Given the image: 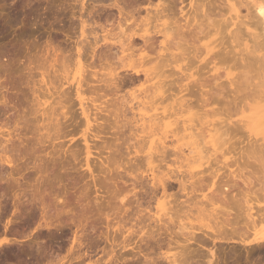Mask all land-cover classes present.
Wrapping results in <instances>:
<instances>
[{"label":"bare ground","instance_id":"bare-ground-1","mask_svg":"<svg viewBox=\"0 0 264 264\" xmlns=\"http://www.w3.org/2000/svg\"><path fill=\"white\" fill-rule=\"evenodd\" d=\"M45 1H47V3L48 2L52 3V1L54 0H45ZM81 1L84 2V0H81ZM92 1L95 2V4L97 5L101 4L99 6L100 8L96 6L97 10H99L98 14L97 15L95 14L98 18V19L96 18L98 20L97 21L98 23H95L96 25L94 24L96 26V29L93 27L95 30L94 31L92 30V32L90 31L92 34V38H91L92 41L90 42L87 41V39L89 38L85 34V30H86L85 28L88 27L89 25L86 26L85 22L88 19L85 22H84V19L81 20L82 18L81 16L83 15L82 14L79 20H80V26H81L80 35L83 41H79L78 42L79 45H77V47L75 45L76 49L74 53L75 54L74 63L77 64L79 67V70L82 71L81 74L79 75L78 80L76 81L74 95H75V99L78 101L80 115L82 117V120L84 121L83 126H85L84 128L86 131H89L90 129H94L95 127L96 128L98 127L100 129L105 128L104 124H106L107 122H111L109 121V119L112 120L111 118H113L112 122L118 125L116 127L117 130H115L116 131L115 134H117L119 130L125 129L127 125V130L130 133L129 136L133 139L135 138L133 143L131 142L132 139L129 142L133 144L131 147L133 150L132 151L133 161H132V158L131 160H129L131 164L129 163L130 167L128 168L130 171L129 176L132 177L130 179H134L133 181L134 183L135 181L149 179V182H148L149 188L143 184L144 186L147 187V189L143 190L144 188H141L142 186H140V191L137 189L138 192H136L135 187L132 184L133 188L132 190L130 189L131 197L128 195L127 197L129 198H126V196L123 195L124 197L120 200L122 203L121 206L123 207L125 204L131 205L133 200H135L133 202L136 204L137 199L135 198H137V196L139 195V192L140 194L143 192L144 194H146L148 198L146 204H144L145 207L141 208L140 206L141 204L137 205V206H140L141 210L140 209L138 210L139 207L136 208L137 216L134 222L130 220V216H128L129 212L127 213V216H125L124 214L125 217L127 218L129 217L128 218L129 220L125 219V221L122 222V220H124L123 218L120 219L121 221L116 219L117 225H115V232L120 233V235L122 236V240L118 243L117 241H115L116 236L114 237L112 235L114 238H112V240L110 241L111 242L110 248L108 250L106 249V251L104 249V251L102 252L104 256L107 258L106 259L107 262L106 261L104 262L102 261V262L103 263L106 262L105 264H131L128 262L135 261L136 263L140 261L139 258L142 257L144 262L140 261V263H143V264H181L185 262L186 260V258H184V255L186 253L183 255L184 253L183 250L189 247L188 248L189 257L186 255L187 258H189V264H264V53L263 52L261 53V50L259 49L261 45L264 46L263 44L264 43V0H244L246 2L245 7H246L247 13L244 14L243 16H239L241 15V13L239 14L240 12L238 11L239 8L237 9L236 4H235V2H237V5L239 4L237 7H239L240 5H242L243 1L234 0L233 2L232 0H224L226 3V7H227L226 9H228L227 11L235 15L234 19H232L233 17L232 18L230 17L229 19L226 18L229 20L227 21V23H230L231 25L235 26V30L232 32L230 31L231 33H228V34H230L229 36L231 38V42L235 46H237L238 48L243 47L242 48L243 50L239 49L241 54H239V56L237 54L236 55H237V58L240 57V62H241L240 64L242 65L244 69V70H241L242 71L241 73L239 72L238 74L239 76L237 77L238 80L235 79V82L233 79L229 80L230 81L229 85L230 84L236 85L234 89L237 93L236 92L235 93L238 94L237 96L240 98L238 99L236 94H234V96H236L235 99L233 97L232 99L234 100H230L229 102L227 101L226 103L222 101L223 97L221 98L220 93H217L218 91L215 92L216 90L215 89L211 90L212 88L206 90L203 84L199 83L200 82L199 78H194L193 74L189 75V73L186 71L189 69L187 66L189 65L188 62L184 63V65H178L180 61L185 60V53L183 51V45H185L186 43L184 40V33H187L189 35V26H191V24L189 23L190 16L188 15V12H189V9H192V10L195 9L196 0H188L187 5L189 6V9L187 12H184V9L186 6L184 4L186 0H92ZM80 5H81L80 10H83L84 4H80ZM96 7L93 4L91 9H94ZM198 7L199 5L196 6V8ZM105 9L108 12L106 13L105 11L104 12L105 15L102 18V16L100 15V11L102 13V11H104ZM69 10L72 11V9H69ZM56 11L54 13H56ZM54 13L53 14L49 13L50 16L52 15L53 19H54V16L55 17L57 16ZM49 14H48V18L50 17ZM88 14L90 15L91 11ZM250 14L253 16H251ZM58 16H59V13H58ZM249 16L253 18H249ZM239 17L245 20L247 19L249 24H247V22L245 23V21L243 22L242 20H240ZM233 22H236V23H233ZM224 24L225 23H223V25ZM195 25H197L196 22H195ZM192 27H194V25H192ZM217 27L215 28L214 26L215 36H218L221 33L220 32L221 27L219 28V25ZM239 27H243L246 30L247 37H249L250 41H252L253 43L251 46H248V42L247 40H245L246 38L244 39L242 36L244 32L242 34ZM252 27H253V30H252ZM197 28H198V32L195 35L197 37H195L194 42H198L202 37L205 38V33L202 27L197 25ZM257 28L259 32H260V29L262 30V32L260 33H263L262 34L263 37L261 36V34H259V32H257L258 30L256 31ZM53 37L55 39V36H52V38ZM49 40H48L49 43L46 44L48 47L47 49H44L45 52L43 51V54L41 53L39 57L34 56V55L32 57L30 55V58H28L29 57L28 56L27 59H25L27 62L25 69L27 68V70H29L30 73H31V70L33 71V70H41V69L46 70V71L48 70L52 71L51 74L49 72L46 73V71L45 73H42V72H41L42 74L40 73L41 82L43 84H44L43 76L47 74L45 77L46 78L48 77V80L47 79L46 80L48 81L47 84L49 86L47 87V91L44 93H47L45 94V96L47 95L49 97L48 99H51V101L46 100V98L44 99L43 94H41L43 96L42 97L43 99L39 98L40 94L38 95L36 93L37 95L34 94L35 95V106L33 105L34 111L31 109L33 106L30 108L31 110H29V111H32L31 114H33L35 117L33 118V120L31 119L32 121L30 120L32 123L35 122V124L31 123V125L32 126L34 125L33 128L35 129V131L36 130L38 131L37 134L41 132L38 138H36L37 139L36 142H39L40 144L44 143L45 142L44 140H48V143H49V141L53 142V141H57L60 138H62L61 136H63L62 133L64 132L62 131V129L64 128V126L60 125L59 122L61 121L62 117H64L65 119L66 118L65 116L67 114L63 112L64 103L62 104V102L65 101L64 99L71 98L68 96L70 95L68 94L69 92L65 93L66 90H63L62 81L66 80L65 70L71 64V61H72L71 56H73L74 54L72 55L71 53V54L66 55L67 51L65 53L64 50L68 49L67 48L68 46L66 47L65 45H62L60 41L59 42L61 44H59L58 42L57 44H54L53 42L54 40L52 41L51 37L49 38ZM215 42L208 41L204 44L201 43L200 45H198L205 49L206 54H209V53L211 54L208 59L203 60L204 62L203 64L205 66H208L210 64H221L224 61H227L226 57L222 56L223 55L222 53H225L226 55L225 50H222L219 48V50L215 51L216 46H217ZM222 42L223 41H221V43L219 44L223 45ZM214 43L216 45H214ZM65 44L67 45L68 43L65 41ZM212 44L213 46L211 47ZM34 48H35V44H34ZM38 50L39 49H37V51ZM47 55H50L52 57V59H49L50 61H47V58L49 57ZM233 58L234 57L229 59V62L232 64L236 62V60H234L235 58L234 59ZM12 62L14 63V61ZM8 66H11V65H8ZM6 67L4 70H6ZM89 70H92L91 73L89 72L90 76H88L89 73H87V71ZM162 70H174V72L171 73V77H172L171 80H169L167 76H164ZM85 74H87L86 76L89 78H92L93 80H90V79L87 80L84 76ZM218 77L219 76L217 75V78ZM193 78H194V81L189 82V80ZM226 78H229V75L226 74ZM1 81H3V79L0 78V83ZM55 82L58 83L56 84L58 85L57 87L53 85L55 84ZM128 86L134 87V89H132L133 91L131 90L132 92L129 95L130 100L127 101L123 97L118 99L117 97L118 93L124 87L126 88ZM195 87H196V90L194 89ZM50 88H51V92H50ZM197 88H199V90ZM204 90H206V92H203ZM85 91H88L89 93H91V95L92 94L95 95L93 99H91L92 97H90V102L93 104L95 111L99 113L100 116H98V118L103 119L102 123L100 124L98 122L97 113H94L93 114L94 116H93L89 109L91 106L84 103V98L82 97V95H84L83 93H86ZM65 94H67L68 97ZM120 96L121 95H119V97ZM186 96H189V97L196 96L194 97L196 98V103L194 107L195 108L197 107V110L199 112L202 110L203 112V113L201 112L202 114L201 113L199 114V112L198 114L191 113L194 108L192 107V105L189 106L190 104L189 105L187 104L186 100L184 99L186 98ZM106 98H109V99H106ZM99 100H102V101L98 103V105H94L95 103L99 102ZM168 101L170 102L168 103ZM221 101L223 102L222 104L224 105L223 110L227 112L229 118L232 114H236L238 116V119L235 120V123H232L231 120L226 119V120H218L216 122L212 121L209 123L208 122L200 123L199 126L196 127L194 124H191L189 122V126H186V127H189V131H188V134H185V132H187L188 129L186 127H183L184 120H181L182 130L179 129L181 127L179 118H181L183 115L182 108L188 107L189 111L186 109L184 110L188 111L189 117H192V116L202 117V116L208 115L209 113V111L208 112L205 111L207 110L206 108H212L216 105L219 106V104H221ZM232 101H234V103H232ZM28 102H32V101L30 100ZM173 102L175 104H173ZM231 104L234 105L235 109L233 105ZM185 105H188V106H185ZM88 106L90 107L88 108ZM230 106L233 111L230 109ZM238 108L239 110L237 112H234ZM149 112H153V113L149 115ZM183 113H185V111H183ZM210 113L216 114L215 110H211ZM127 115L128 116L130 115V118ZM91 116L93 117L91 118ZM30 117L28 119H30ZM91 119H93V124H92ZM28 121H25V122H28ZM30 121H29V124H27V126L30 125ZM226 124L228 127L226 126ZM231 125H233L232 128L234 129L230 128ZM14 126H16V123L14 124ZM202 126L205 127L204 128L205 130L202 129L203 128ZM2 127L0 128V130H2L0 131V137H5V140L4 139L0 140V164H1L0 166L5 165L7 167H13L15 164V161H14L15 159H13V157L11 158L10 155H8L9 151L7 150L6 143H9L11 140L10 138H12L15 135H13V129L10 130L9 128L10 126L6 128L4 127V129ZM108 127L110 128V130L114 129V126H111L112 128L110 126ZM23 129H25V127ZM3 130H4V133H3ZM230 130L231 131L233 130L234 132L235 131L236 132L234 133L233 131L231 132ZM10 132H12V134H10ZM21 132H26V131L23 130ZM237 132L240 135L241 133L242 135L244 134L247 135L245 137L248 140L247 141L248 144H245V145H247L248 148L245 146L246 149L242 150L245 148L243 146L244 148L241 147L242 148L241 151L239 149L236 152L235 149H233L234 147H232L233 143H231V138H230L231 135L229 134L233 133L235 135H238L236 134ZM98 133L99 131L96 133V135H92V138H96L99 135ZM11 135L13 136L11 137ZM30 135H31V132H30ZM126 135H128V133ZM227 135H229L230 137L227 138ZM122 136L123 135H121V137ZM126 137L127 136H125V138ZM242 137L244 138V136ZM33 138H32V141L35 139ZM127 138H126V141H127ZM112 140L113 138L111 139V141ZM123 142L125 141L123 140ZM241 143L242 141L240 142V144ZM61 144L63 145L64 143L61 142L59 145L61 146ZM84 144H85V149H86V152H85L86 156H85L84 164H85L87 171L92 174V171L89 167V156L91 155L90 146L85 139H84ZM111 144H114V143H111ZM34 145L32 146L34 147ZM206 145L209 146V150H207L208 148L206 147ZM56 147H58L57 144H56ZM95 148H98V146L94 147V149ZM102 148H104V146ZM13 149L12 151H14ZM66 149L68 150V148ZM105 149H108V148H105ZM128 149L130 150V148ZM54 150H56V148ZM50 151L52 152V149ZM73 151L70 152L71 156H72ZM117 152H115V154ZM233 152H235L236 155L231 156L230 158H233V160L239 159L240 165H235V170L230 171L229 174L224 175L223 173H221L218 175L219 169L212 168L211 162H215V164H217L216 161L218 160V156L224 157L225 154H231ZM53 155H56V154H53ZM31 157H33V155ZM42 159H44V157ZM109 160H111L110 163H109ZM117 160H115V158H112V155L105 159L109 167L110 165L111 167L113 166V169L111 168V172L113 171L116 172L117 170L119 171L120 166L118 164L120 163L117 162ZM203 160H205L207 164L205 167H203L201 164ZM226 161L227 159H225L221 163V165L225 168L230 169ZM44 164H46L45 161H44ZM195 164H198V166L194 167ZM39 167H41V165ZM142 167H143V170H142ZM161 167L162 168L164 167V168L161 169ZM125 170L123 172H125ZM119 175L118 177L122 178V176H119ZM41 177H43V173ZM110 177H112V175ZM113 177L111 179H113ZM125 178L123 180H125ZM12 180L10 183H12ZM6 182H7V179H6ZM107 183H110L111 184L110 186L113 187L110 181ZM30 186L31 185H29L28 187ZM118 186L117 188H114V190L116 189L115 191L112 190L111 188L106 189L103 186V184L102 186H99V187L100 188L104 187L108 193H109L108 191L109 189L112 190V192L110 191L112 193L110 195H112L115 198L118 195L117 194L118 193L117 189H119ZM175 186H177V189L175 190V192H172L174 191ZM26 187H24L25 190H26ZM125 187L127 188V186ZM11 188H14V187L12 186ZM51 188L52 187H50V190ZM47 190L48 189H46V191ZM38 191L39 190L37 189L36 194ZM120 191L122 190L120 189ZM127 192L125 193V195H127ZM160 192H161V195L159 194ZM22 193L23 191L21 190V194ZM113 193L115 195H113ZM129 193L130 191L128 192V194ZM41 194H40V197H41ZM158 194L160 196L157 198ZM54 195H58V194H54ZM33 196H35V194H33ZM118 196L120 197V195ZM18 197L20 198V194ZM22 197L23 196H21V198ZM109 198H107V200H109ZM116 199L118 200L120 198L117 197ZM40 200L41 199H39V204H40ZM153 200H155L156 202V203L154 202L155 203L154 209L156 212L154 213V215H151L150 214L151 213L150 203ZM56 201H57V198H56ZM43 203L44 202L41 201L40 209L42 208L43 215H44L46 211L44 212L45 203L44 204ZM62 203L64 204V202ZM107 203L109 204V202L106 201L105 203L106 206H107ZM94 204H98V202ZM116 204H119L120 206V203H116ZM30 206H33V205H30ZM88 206L89 205H87V207ZM112 206L114 208L118 205L114 204ZM90 207L91 206H89V208ZM122 207H119V209L120 208L122 209ZM83 208H86V206H83ZM102 209L104 208H101V210ZM95 210L97 211L98 209L95 208ZM88 211L89 210H87V212ZM91 211H89V213ZM80 212L83 214L84 211L82 212L80 210ZM126 212H127V209H126ZM96 213H98V211ZM120 214H123V212L122 213L120 212ZM43 215L41 216L43 217ZM90 215H93V214H90ZM48 217L49 216H47V218ZM88 217L87 218L85 217L86 224L84 223L85 221L82 222L81 219H80L81 221L78 222L79 227L81 228L80 230L81 232H82V229L87 228L88 226L87 222H89L90 220L87 221V219L91 218V217L89 218ZM112 219L109 221V223L112 221ZM180 219L186 220L187 222L190 221L193 223L189 224L188 222V224L187 223L178 224L177 221ZM91 221H92V218H91ZM90 222L89 224L93 225V223H90ZM100 222H97V225H99L98 223ZM195 223H197V225H195ZM112 224H115V223H112ZM65 225L67 224L65 223ZM85 225L87 226L84 227ZM88 228L90 229L91 227L88 226ZM113 228H114V225H113ZM93 229L94 228H92V230ZM77 231L79 230L77 229ZM80 231L79 233H81ZM85 231L87 232L88 230H85ZM85 231L83 230L82 234ZM84 237H85V234H84ZM82 239L83 238H81V240ZM75 240L77 241V239H74V242ZM74 244L76 245V243ZM77 244H80V242H78ZM223 244L225 246H228L226 244H232L234 246L232 247L230 246V248L229 249L227 248L228 250H226V248L222 247ZM237 246H241V247L237 248ZM78 247H80V245H78ZM174 249H179V250L181 249V251H177L176 253H170ZM19 252L20 251H18V254ZM75 252H77V250H75ZM72 253L74 254V252ZM75 254H78V252ZM22 255L19 254L17 256V253H16L17 259L19 258L22 260ZM26 255L28 256V254ZM82 255L83 254H81V256ZM6 257L8 256L6 255ZM16 257L14 256L12 258L15 259ZM136 257H139V258L135 260ZM27 258L31 259V257H27ZM78 258L80 259V257H78L77 255L76 259ZM44 259L46 258L44 257ZM183 259L185 260L183 261ZM50 260L51 259L48 260L49 264H50ZM23 261L24 260H22V263ZM25 261L24 263H28L27 261L26 262ZM99 261L97 260L96 263L98 264L101 262ZM37 262L39 264V261ZM34 263H36V261ZM34 263L31 262V264H34ZM44 263L41 262V264H44Z\"/></svg>","mask_w":264,"mask_h":264},{"label":"rangeland","instance_id":"rangeland-1","mask_svg":"<svg viewBox=\"0 0 264 264\" xmlns=\"http://www.w3.org/2000/svg\"><path fill=\"white\" fill-rule=\"evenodd\" d=\"M80 1L81 0H74V1L73 0L72 1H70V0L69 1H67V0H54V1H52V3L51 2L47 3V1H45V0H0V51H1L0 52V57H1L0 58V78L3 79V81H1V83H0V128L3 126L2 128L4 129V127L6 128V127L10 126L9 127L10 130L13 129V135H15V136L11 135V137L12 136L13 137L10 138L11 139L10 142L6 143L7 150L9 151L8 155H10L11 158L13 157V159H15L14 160L15 164L13 167H7L5 165L0 166V174H1L0 175V263L1 264H17V263L23 264L24 261L25 260L27 261L28 259H29L27 261L28 263H24V264H31V262L34 263L35 261H36V263H34V264H38L37 261H39V264H41V262L42 263L45 262L44 264H47V263L49 264V261H48L49 259H51L50 264H97L96 263L97 260L101 261V262L99 261L100 263H98V264H102L107 259L102 252L104 251V249L106 251V249L108 250L110 248V243H111L110 241L112 240V238H114L116 236L115 238L116 239L118 238V239L117 240L115 239V241H117L118 243L122 240V236L120 235V233L115 232V225H117L116 224L117 220L121 221L120 219H122V218L124 219V220H122V222L125 221V219L129 220L128 219L129 217L128 218L125 217V216H127V213L129 212L128 216H130V220H132V222H134L136 220V216H137V214H136L137 209L136 208L139 207L138 208V210H139L140 206H141V208L145 207L144 204H146V202L148 200L146 194H144L143 192L140 194V192H139V195L137 196V198H135V199H137L136 204L133 202L135 200H133L131 205L125 204L123 207L121 206L122 203L120 200L124 196H126V198H129V197H127L129 195L131 197L130 194H131V190L133 188V185L135 187L136 192H138V190L140 191V186H142L141 188H144L143 190L147 189V187L149 186V183H148L149 179L148 180L143 179L141 181H135V183L133 182L134 179H130L132 177L129 176L130 171L128 168L130 167L129 166V163H130L129 160H131V158H132V161H133V156H132L133 150L131 147L133 145L132 143L134 142L135 138L133 139L129 136L130 133L127 130V125H126L125 129L119 130L117 132V134H115L116 133L115 130H117L116 127L118 125H116L114 122H112L113 118H111L112 120L109 119V121H111V122H107L106 124H104L105 128L100 129L98 127L97 128L93 127L94 129H90L89 131H86L84 128L85 126H83L84 121L82 120V117L80 115L78 101L75 99V95H74L75 94L76 81L78 80L79 75L82 72L81 70H79L78 65L74 63L75 62V59H74L75 54L74 53H75V49H76L75 45L77 47V45H79L78 42L83 41V39H81L82 37L80 35L81 26H80V20H79L80 16L82 14L83 15L81 16L82 17L81 20L84 19V22H85L88 19L85 22L86 26L89 25L88 27L85 28L86 29L85 34L89 38V39H87V41H89V42L92 41L91 32H92V30L94 31L96 29L95 23H98L97 22L98 18L96 15L98 14L99 10H97L96 6L99 7L101 4L97 5L92 0H84V2L83 1L80 2ZM232 1L234 2V0H232ZM235 1H238V0H235ZM241 1H243V2H242V5H240L239 7H237L239 4L237 5V2H235L236 8L237 9L239 8V10H238V11H240L239 14L241 13V15L238 14L239 16H243L244 14L247 13L246 7H245L246 2L244 0H241ZM92 2L94 4V6L96 7L94 9H91L93 6ZM80 4H84V6H83L84 12H83V10H80L81 9ZM187 4H188V0H186L185 4H184V5H186L184 12H187L189 9V6ZM198 5H199V7L196 8V6H198ZM196 6H195L194 10L189 9V12H188V15L190 16L189 23L191 24V26H189V35L187 33L183 32L184 33V40L186 42L185 45H183V51L185 53V60L180 61L178 63V65H184V63L188 62L189 65H187V66L189 69L186 71L189 73V75L193 74L194 78H199V81H200L199 83L203 84V86L205 87L206 90L212 88L211 90L215 89L216 90L215 92L218 91L217 93H220L221 98L223 97L222 98L223 100L222 99L221 100L226 103L227 101L229 102L230 100H234L235 97L238 95V94H236L237 92L234 89L236 87V85L230 84L231 85L230 86L229 80L233 79L235 82V79H237V77L239 76L238 75L239 72L241 73L242 72L241 70H244L242 65L240 64L241 63L240 57L237 58V55L239 56V54H241L239 49L243 50L242 49L243 47L238 48L237 46H235L231 42V38L229 36L230 34H228V33H231L232 31L235 30V26L231 25L230 23H227V21H229L228 19L230 17L231 18L233 17L232 19H234L235 15L233 13H229L227 11L228 9H226L227 7H226V3L224 0H196ZM68 8L72 9V11L69 10ZM56 10H58V11H56ZM55 11H56V13H54ZM90 11H91L92 15L88 14ZM105 11H106V13L108 12L106 9L104 11H102V13L100 11V15L102 16V18L105 15V13H104ZM48 12L52 13V14L54 13L57 16L56 17L54 16V19H53L52 15L50 16V14ZM71 12H73V13H71ZM58 13H59V16H58ZM48 14L50 16L49 18H48ZM93 14H94V16H93ZM69 16H71V17H69ZM92 16H93V18H92ZM251 16H253V15H251ZM251 16H249V18H253ZM72 17H73V19H72ZM226 18H228V19H226ZM240 20H242L243 22L245 21V23L247 22V24H249L247 19L245 20L243 18H240ZM195 22L197 23V25L202 27V29L204 30V33H205V38L202 37L198 42H194L195 37H197L195 35L198 32V28H197V25H195ZM102 23H104V22H102ZM223 23H225V24L223 25ZM233 23H236V22H233ZM220 24H222V25H220ZM192 25H194L195 28L192 27ZM218 25H219V28L221 27V29H220L221 33L218 36H215L214 35V30H215L214 26L216 28ZM239 28H240V31L242 32V34L244 32V34L242 36L244 39L246 38L245 40H247L248 46H251L253 43H252V41H250L249 37H247L246 30L243 27H239ZM252 30H253V27H252ZM257 30H258V28L256 29V31ZM257 32H259V30ZM260 32H262L261 29H260ZM260 32H259V34H261V36L263 37V35H262L263 33H260ZM49 36L51 37L52 41L54 40L53 41L54 44H57V42H58L59 44L62 43V45H65L66 47L68 46L67 47L68 49L64 50L65 53L67 51L66 55L71 54V53H72V55L74 54L73 56H71L72 57L71 58L72 59L71 64L65 70L66 80L62 81L63 90H66L65 93L69 92L68 94H70V95H68V96L71 98L64 99L65 101L63 100L64 102H62V104L64 103L63 112L67 113L66 116L64 115L67 119L66 118L64 119V117H62L61 121L59 122L60 125L64 126V128L62 129V131H64V132L63 133L61 132L63 135V136H61L62 138H60L57 141H53V142L49 141V143H48V140H44L45 142L40 144L39 142H36L37 141L36 138H38V136L41 132H39V134H37L38 131L37 130L35 131V129L33 128L34 125L33 126L31 125V123H32L31 121L35 117L33 114H31L32 111H29V110L32 109L34 111V109H33L35 106V95L34 94H36V93L38 95L40 94L41 97L39 96V98H42L44 96L43 97L44 99L46 98V100L51 101V99H48L49 97L47 95L45 96V94H47V93H44L47 91V87L49 86L47 84L48 83V81H47L48 77L47 78L45 77L47 74H45V76H43V81L45 84L44 85L41 82L40 73L41 72L45 73L46 70H42V69L41 70H33V71L31 70V73H30V71L27 70V68L25 69V66L27 63L25 59H27L28 56H29L28 58H30V55L32 57H33V55L39 57L41 55V53L43 54L44 49H47V47H48L46 44H48L50 41ZM52 36H55V39H54V37L52 38ZM58 39H60V40H58ZM46 41H48V42H46ZM55 41H56V43H55ZM65 41L68 43L67 45L65 44ZM208 41L215 42L217 44L215 51L219 50V48L226 51V55H225V53H222L223 54L222 56H225L227 61H224L221 64H210L208 66H205L203 64L204 63L203 60L208 59L211 54L210 53L206 54L205 49L201 46H198V45H200L201 43L204 44ZM221 41H223L222 42L223 45L219 44V43H221ZM63 42H64V44H63ZM215 43H214V45H216ZM262 43H263V41H262ZM34 44H35V48H34ZM212 46H213V44L211 45V47ZM71 47H73L74 49ZM17 48H18V50H17ZM196 48L198 49V51ZM37 49H39L40 51L39 50L37 51ZM259 49L261 50V53L262 52L264 53V46L263 45H261ZM68 51H69V53H68ZM244 54H245V52H244ZM50 55H47V56H49L48 58L46 57L47 61H50L49 59H52V57ZM232 57H234L235 59L234 58L233 59L236 60V62H234L233 64L229 62V59ZM73 59H74V61H73ZM12 61H14V63ZM7 64L11 65V66H8ZM5 67H6V70H4ZM7 68H9V69H7ZM28 72L30 73L31 77H30ZM47 72H49L51 74L52 71L48 70V71H46V73ZM59 72H60V70H59ZM89 72L91 73L92 70L87 71V73H89ZM162 72H163L164 76H167L168 79L171 80V78H172L171 73H173L174 70H162ZM90 73L88 76H90ZM226 74L229 75V78H226ZM86 75L87 74H85L84 76L87 80L88 79L93 80L92 78H89ZM217 75L219 76L218 78H217ZM194 78L190 79L189 82L194 81ZM56 84H58V83L55 82V84H53V85L55 87H57L58 85H56ZM5 86H6V88H5ZM67 86H69L70 88ZM39 87H40V89H39ZM42 87H43V89H42ZM132 89H134V87H132V86L131 87L128 86L126 88L124 87L118 93V96H117L118 99L123 97L125 100L129 101L130 100L129 95L133 91ZM194 89L196 90V87ZM197 89L199 90V88H197ZM206 90H204L203 92H206ZM30 91H31V93H30ZM50 92H51V88H50ZM82 92H84V91H82ZM82 92H81V94H82ZM85 92L86 93H83L84 95H82V97L84 98V103L91 106V107L88 106V108L90 107L89 109L91 111V114L93 115L94 113H97V112L95 111L93 104L90 102V97H92L91 99H93V97H95V95H93V94L91 95V93H89L88 91H85ZM41 94H43V96ZM234 94H236V96H234ZM65 95L67 96V94H65ZM119 95H121V96L119 97ZM33 96H34V98H33ZM194 97H196V96H191V97L186 96V98H184V99L186 100L188 105L190 104L189 106L192 105V107L194 108L193 109L191 107L193 109V110L191 109L192 110L191 113L192 114L193 113L198 114L199 111L197 110V107L196 108L194 107L195 103H196V98H194ZM233 97H234V99H232ZM109 98H106V99H109ZM239 98L240 97H238V99ZM85 99H87V100H85ZM30 100L32 102H28ZM66 100H67V102H66ZM68 100H69V102H68ZM101 101L102 100H99V102L95 103L94 105H98V103H100ZM222 101H221V104L223 103ZM26 102H27V104H26ZM169 102L170 101H168V103ZM232 103H234V101H232ZM173 104H175V103L173 102ZM221 104H219V106L216 105L212 108H206L207 110H205V111L206 112L209 111V113H208V115H205L202 117H194V116L189 117L188 107L182 108L183 109L182 110L183 115L181 118H179L180 124H181L180 125L181 127L179 126L180 127L179 129L182 128V121L181 120L185 121V122L183 121V123H184L183 127L189 126V122L191 124H194L196 127H198L200 123H207V122L209 123L212 121L216 122L218 120H226V119L231 120L232 123H235V120L238 119V116L236 114H232L229 118L227 112H225L223 110L224 105L223 104L221 105ZM87 105H85V106H87ZM188 105H185V106H188ZM231 105H233V104H231ZM221 106H222V108H221ZM233 107H234V105H233ZM91 109H93V110H91ZM184 109H186L188 111H186ZM230 109H231V106H230ZM234 109H235V107H234ZM211 110H215L216 114H211L210 113ZM238 110H239V108L234 112H237ZM183 111H185V113H183ZM201 112H202V110L199 112V114ZM152 113L153 112H149V115ZM29 115L30 116L32 115V116L30 117ZM93 116H91V118ZM98 116H100L99 113H97V118H98ZM29 117H30V119H28ZM128 117L130 118V115ZM25 118L28 119L29 121L32 119L30 121V125H28L29 127L27 126V124H29V121L26 120ZM18 119H20V120H18ZM23 121L24 122L28 121V122L24 123ZM91 121L93 124V119H91ZM102 121H103L102 118L101 119L98 118L99 124L102 123ZM79 122H81V123H79ZM15 123H16V126H14ZM226 123H228V122H226ZM32 124H35V122H33ZM107 124H109V125H107ZM77 125H79V126H77ZM80 125H81V127H80ZM30 126H31V128H30ZM108 126H110V127L114 126V129L110 130V128ZM226 126H227V124H226ZM232 126L233 125H231L230 128H232ZM24 127H25V129H23ZM26 127H27V129H26ZM106 127H107V129H106ZM202 127H203L202 129L205 130L204 129L205 127L204 126H202ZM227 127H225V128H227ZM186 128L188 130H187V132H185V134H188L189 127H186ZM22 129L26 132H21V131H23ZM232 129H234V128H232ZM0 131H2V130H0ZM5 131H7V130H5ZM98 131H99V133H98L99 135L96 138H92V135H96V133ZM112 131L114 134L112 133ZM30 132H31V135H30ZM3 133H4V130H3ZM32 133H33V135H32ZM89 133H91V134H89ZM127 133H128V135H126ZM228 133H229V131H228ZM10 134H12V132H10ZM232 134L233 133L229 134V135H231V137L229 135H227V138H229V137L231 138V143H233L232 147H234L233 149H235L236 152L239 149L241 151V149H242L241 147H243V146L244 147L246 146L248 148V146L245 145V144H248L247 143L248 140L245 137L247 135H245L244 133H243L244 135H242V133L240 135V134H238V132L236 133L238 135L233 134V136H232ZM19 135H21V136H19ZM121 135H123V136L121 137ZM125 136H127V137L129 136L128 138L126 137L127 141L129 140L128 142L126 141ZM242 136H244V138ZM32 138L35 141L34 140L32 141ZM112 138H113V140L111 141ZM2 139L5 140V137H0V140H2ZM84 139L88 142V144L90 146L91 155L89 156V167L92 171V174L87 171L85 164H84L85 156H86ZM91 139L94 141H92ZM109 139H110V141H109ZM12 140H14V141H12ZM123 140L125 142H123ZM130 140L132 143H129ZM106 141H107V143L108 142L109 143L107 144ZM241 141H242V143H241L242 145L240 144ZM59 142L60 143L62 142L64 144L63 145L61 144V146H60ZM110 142L114 143V144H111ZM100 143H102V144H100ZM10 144H11V146H10ZM34 144H36V145H34ZM56 144L58 147H56ZM106 144L109 147H107ZM29 145H31V146H29ZM32 145H34V147ZM37 145H39V146H37ZM101 145H102V147L104 146V148H102ZM128 145H129V147H128ZM93 146L94 147L98 146V148L94 149ZM50 147L52 149V152L50 151L51 150ZM54 147L56 148V150H54L55 149ZM59 147H60V149H59ZM206 147L208 148L207 150H209V146L206 145ZM246 147L242 150H245ZM35 148H37V149H35ZM43 148L44 149L47 148V149L44 150ZM66 148H68V150ZM105 148H108V149H105ZM128 148H130V150ZM12 149L14 151H12ZM30 149L31 150L34 149L35 151L33 150L34 151L33 152ZM102 149H104L105 151ZM127 149H128V151H127ZM229 149H230V147H229ZM53 150H54V152H53ZM10 151H12V152H10ZM58 151H59V153H58ZM72 151H73V153L71 156L70 152H72ZM16 152H18V153H16ZM108 152L111 154H109ZM115 152H117V153L115 154ZM53 154H56V155H53ZM32 155H33V157H31ZM111 155H112V158H115V160L118 159L117 162L120 163L118 165L120 166L119 171L121 173L118 170H117L118 172L116 171L117 174L113 170H112L113 172H111V168L113 169V166L111 167V165H110V167H109L108 163L105 161V159L107 157H110ZM235 155H236L235 152H233L231 154H225L224 157L218 156V160L216 161L217 164H215V162H211V167L219 169L218 175L221 173H223L224 175L229 174L230 171L235 170V165H240L239 159L233 160V158H230L231 156H235ZM34 156H36V157H34ZM75 156H76V158H75ZM43 157H44V159H42ZM51 159L52 160L54 159V160L52 161ZM225 159H227L226 163H228V166L230 167V169L225 168L221 165V163ZM44 161L46 164H44ZM103 161H105V162H103ZM110 161L111 160H109V163H110ZM48 162H50V163H48ZM52 163H53V165H52ZM201 164L203 167H205L207 165L205 160H203L201 162ZM40 165H41V167H39ZM197 166H198V164L194 165V167H197ZM125 168H126V170H125ZM163 168L161 167V169H163ZM5 169H6V171H5ZM123 169L125 170V172H123L124 171ZM142 170H143V167H142ZM2 171L3 172L5 171V172L3 173ZM102 172L106 175H104ZM42 173H43V177H41ZM113 173H115V174H113ZM46 175H47V177H46ZM111 175H112V177L114 175L113 179H111L112 178V177H110ZM118 175L122 176V178L118 177ZM97 176H99L100 178ZM108 176H109V178H108ZM123 176H125L126 178ZM124 178H125V180H123ZM6 179H7V182H6ZM12 179L14 181L15 180L16 181L14 182ZM93 179L94 180L97 179L98 181L97 180L94 181ZM108 179L112 183L113 187L110 186L111 185L110 183H107V182H109ZM11 180H12V183H10ZM99 181L101 182V184ZM128 181H130V182H128ZM143 182H145V183H143ZM45 183H46V185H45ZM28 184L31 186L28 187L29 186ZM102 184L106 189L111 188L112 190H114V188H117L118 185L119 186L121 185L120 187L118 186L119 189H117L118 190L117 194L120 195V197L116 194L117 197L120 199L117 200L116 199L117 197L114 198L112 195H110V194H112L111 193L112 190L109 189L108 190L109 193H108L104 187L100 188L99 186H102ZM124 184H125V186H127V188L124 186ZM143 184L146 185L147 187L144 186ZM11 185L14 188H11L12 187ZM114 185H115V187H114ZM20 186H22V187H20ZM57 186H58V188H57ZM16 187H17V189H16ZM24 187H26V190ZM50 187H52L51 190H50ZM34 188H36V189H34ZM37 189L39 191L36 194ZM40 189H41V191H40ZM46 189H48V190L46 191ZM120 189L122 191H120ZM125 189H126V191H125ZM176 189H177V186H175V189L172 192H175ZM8 190H10V191H8ZM21 190L23 191L22 194H21ZM128 190L130 191L129 194H128V192H129ZM19 191H20V193H19ZM49 191H51L52 193ZM41 192H42V194H41ZM126 192H127V195H125ZM16 193H18V194H16ZM19 194H20V198L18 197ZM24 194H25V196H24ZM33 194H35V196H33ZM40 194H41L42 198L44 197L43 199L40 197ZM52 194H53V196H52ZM54 194H58V195H54ZM136 194H138V193H136ZM159 194L161 195V192ZM159 194L157 195V198L160 196ZM107 195H108V197H107ZM113 195H115V194L113 193ZM21 196H23L22 197L23 199L21 198ZM38 198L41 199L40 204H39ZM56 198H57V201H56ZM107 198H109L110 201L107 200ZM113 199H114V201H113ZM24 200H26V201H24ZM101 200H103V201H101ZM41 201H43L45 203L44 212L45 211L46 212L44 215H43L42 208L40 209ZM58 201H60V202H58ZM61 201L64 202V204ZM106 201L109 202V204L107 203V206L105 204ZM29 202H31V203H29ZM97 202H98V204H94ZM154 202H155V200L151 201V203H150V206H151V213L150 214L151 215H154V213L156 212L154 209L156 202L155 203ZM116 203H120V206H119V204H116ZM29 204L33 205V206H30ZM86 204L91 206V207L90 208H89V206L87 207ZM114 204L118 205V206L113 208L112 205H114ZM139 204H141V205L137 206ZM50 205H52V206H50ZM110 205H111V207H110ZM83 206H86L87 209L83 208ZM100 206H102V207H100ZM64 207H66V208H64ZM81 207L83 208V210ZM94 207L96 209H98L97 210L98 213H96L97 211L95 210ZM119 207H122V209L121 208L119 209ZM126 207H128V208H126ZM101 208H104V209L101 210ZM99 209L103 213H101L99 211ZM115 209H116V211H115ZM126 209H127V212H126ZM63 210L67 213H65ZM80 210L82 212L84 211L83 214L80 212ZM87 210H89V211L92 210V211L89 213V211L87 212ZM120 212L121 213L123 212V214H120ZM25 213H26V215H25ZM85 214H86V216H85ZM90 214H93V215H90ZM124 214H125V216H124ZM130 214H132V215H130ZM41 215H43V217L45 215H47L49 217L47 218V216H45L46 218L45 217L43 218ZM114 215H116V216H114ZM88 216L92 218V221H91V218L87 219V221L90 220L91 222L90 221L89 222L93 223V225L89 224V222H87L88 223L87 225L91 227L90 228L91 230L88 228L87 225H85L84 227L87 226V228L82 229V232H83V230L84 231L88 230V231L87 232L85 231L82 234V232L80 231L81 228L79 227L78 222L82 220V222L85 221L84 223L86 224V218ZM122 216H124V217H122ZM69 217L71 220L69 219ZM106 217H107V219H106ZM95 218H96V220H95ZM111 219H112V221L109 223V221ZM114 219L115 220L117 219V220L115 221ZM93 220H94V222H93ZM96 221L97 222L101 221V222L98 223L99 225H97ZM185 221L186 220L180 219L177 221V223L178 224L179 223L180 224H182V223L188 224V222H189V224L193 223L190 221H188V222L187 221L185 222ZM65 223L67 225H65ZM107 223H109L110 225ZM112 223H115V224H112ZM77 224H78V226H77ZM113 225H114V228H113ZM195 225H197V223H195ZM95 227H96V229H95ZM109 227H110V229H109ZM92 228H94V229L92 230ZM77 229L81 233H79V231H77ZM84 234H85V237H84ZM80 237L83 239L81 240ZM74 239H77V241L80 242V244H77L78 242L76 240L74 242ZM93 242H94V244H93ZM74 243H76V245ZM78 245H80V247H78ZM87 245L89 246V248ZM226 245H228V246H225L224 244L222 245V247L226 248V250H228L230 248V246L231 247L234 246L232 244H226ZM239 247H241V246H237V248H239ZM188 248L183 250L184 251L183 255L186 253L184 255V258H186L187 261L185 259H183V261L185 260V262L181 261V262H183L181 264H184V263L189 264V258H187V256L189 257V252H188L189 249ZM75 250H77L78 254H75V253H77V252H75ZM18 251H20L19 252L20 255H22L24 252H26L23 254L24 256L22 255V260H24L23 263H22L21 259H19V258L17 259V257H16V253H17V256L19 255ZM21 251H22V253H21ZM177 251H181V249L180 250L174 249L170 253H176ZM72 252H74V254ZM26 254H28V256ZM41 254H42V256H41ZM70 254H72V255H70ZM81 254H83V255L81 256ZM6 255L8 257H6ZM29 255H31V256H29ZM77 255H78V257H80L81 260L79 258L76 259ZM102 255L105 259L102 257ZM14 256L16 257L15 259L12 258ZM26 256L31 257V259L27 258ZM32 256H34V257H32ZM39 256H40V258H39ZM43 256L46 259H44ZM137 258H139V257H136L135 260ZM141 259H142V257H140L139 260L141 262H144V260L143 259L141 260ZM18 260H20V261H18ZM46 260H47V262H46ZM77 260H79V261H77ZM131 260H129V261H131ZM140 261H138L136 263H135V261L134 262L131 261L128 263L143 264V263H140ZM105 263H103V264H105Z\"/></svg>","mask_w":264,"mask_h":264}]
</instances>
